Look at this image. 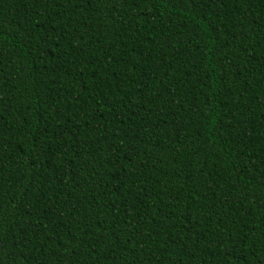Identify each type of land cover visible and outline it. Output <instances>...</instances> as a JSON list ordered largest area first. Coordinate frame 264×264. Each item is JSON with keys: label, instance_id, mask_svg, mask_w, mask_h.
Returning a JSON list of instances; mask_svg holds the SVG:
<instances>
[{"label": "trees", "instance_id": "obj_1", "mask_svg": "<svg viewBox=\"0 0 264 264\" xmlns=\"http://www.w3.org/2000/svg\"><path fill=\"white\" fill-rule=\"evenodd\" d=\"M0 264H264V0H0Z\"/></svg>", "mask_w": 264, "mask_h": 264}]
</instances>
